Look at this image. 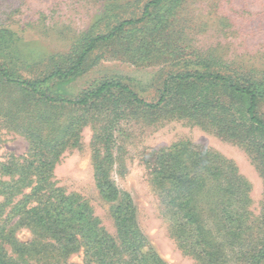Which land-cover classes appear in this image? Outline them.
Returning a JSON list of instances; mask_svg holds the SVG:
<instances>
[{
  "label": "rangeland",
  "instance_id": "1",
  "mask_svg": "<svg viewBox=\"0 0 264 264\" xmlns=\"http://www.w3.org/2000/svg\"><path fill=\"white\" fill-rule=\"evenodd\" d=\"M151 1L0 0V63L33 80L70 66ZM150 12L95 44L59 95L120 81L157 103L187 73L264 92V0ZM190 90L215 106L195 112L175 86L156 111L120 92L43 106L0 79V264H264V133L240 94L210 81ZM256 112L264 121V102Z\"/></svg>",
  "mask_w": 264,
  "mask_h": 264
},
{
  "label": "trees",
  "instance_id": "2",
  "mask_svg": "<svg viewBox=\"0 0 264 264\" xmlns=\"http://www.w3.org/2000/svg\"><path fill=\"white\" fill-rule=\"evenodd\" d=\"M166 0H152L147 4L143 11V17L139 20H127L120 23L116 26L107 36L97 37L92 39L86 49L82 54L77 58L76 62L66 67L56 66L48 74L42 75L40 78L25 79L18 73L17 66L14 64L9 66L6 63H0V79L2 83L6 86L19 88L27 93L28 96L36 101L38 105L43 106H74V107H85L89 105L91 101L106 97L108 95H113L116 92H120L123 95H126L128 99L136 104L143 106L146 110L156 111L161 108L164 104L166 92H168V87L175 86L177 87V93H179V102L184 104L187 107L194 109L193 111H207L212 109L215 104L212 101L206 99V97L195 96L194 92L191 89L193 84L212 82L216 84L223 85L227 90L232 91L234 94H240L241 98L245 103H248L246 107L245 115L250 122L251 126L256 130L264 133V121L261 120L257 115V108L260 102H264V92H260L255 89L254 86H244L239 87L230 77H226L220 74H185L177 75L166 81L165 83V92L162 95L161 99L157 103H147L144 100L140 99L138 95L131 90L128 86L124 85L120 81H108L102 83L98 88L93 91L85 92L77 99H70L67 96L59 95V88H63L69 82H71L77 75L82 72L84 63L86 61L87 55L93 50L95 44L101 43L104 41H109L117 37L118 33H121L127 26H134L143 22L149 15L152 7H158L162 5ZM56 86V91L49 92L50 86ZM180 89H183L180 91ZM217 102H220V99H216ZM41 144H36L35 149L37 148L40 157L39 161L42 158L44 150L40 146ZM51 166V161H43L37 167V171L40 174L46 172L42 168L47 169Z\"/></svg>",
  "mask_w": 264,
  "mask_h": 264
}]
</instances>
